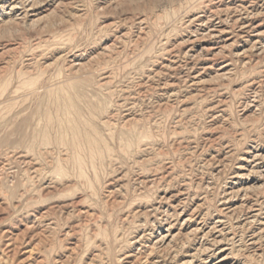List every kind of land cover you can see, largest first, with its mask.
<instances>
[{"label": "rangeland", "instance_id": "rangeland-1", "mask_svg": "<svg viewBox=\"0 0 264 264\" xmlns=\"http://www.w3.org/2000/svg\"><path fill=\"white\" fill-rule=\"evenodd\" d=\"M263 168L264 0H0V264H264Z\"/></svg>", "mask_w": 264, "mask_h": 264}, {"label": "bare ground", "instance_id": "bare-ground-1", "mask_svg": "<svg viewBox=\"0 0 264 264\" xmlns=\"http://www.w3.org/2000/svg\"><path fill=\"white\" fill-rule=\"evenodd\" d=\"M255 155V154H254ZM260 157H262V155L260 156ZM263 158V157H262ZM253 163V162H252ZM264 169V168H263ZM264 172V171H263ZM261 174V173H260ZM262 177V176H261ZM263 205V204H262ZM259 209V208H258ZM260 212V210L257 212V213H259ZM260 214V213H259ZM255 216V215H254ZM260 215H256L255 217H252V218H256V217H259ZM264 216V215H263ZM221 220V219H220ZM262 220H264V219H262ZM259 222V221H258ZM261 222V221H260ZM261 225V224H260ZM264 225V224H263ZM167 229V228H166ZM167 232V231H166ZM212 232V231H211ZM221 233V232H220ZM161 237H160V240H159V242H161V243H164V244H168V243H170L171 242V240H172V238L168 235V233H166V234H164V235H160ZM170 239V240H169ZM219 239V238H218ZM213 243H214V241H213ZM215 243H217V242H215ZM212 244V243H211ZM204 248V247H203ZM213 251V250H212ZM204 252V251H203Z\"/></svg>", "mask_w": 264, "mask_h": 264}]
</instances>
